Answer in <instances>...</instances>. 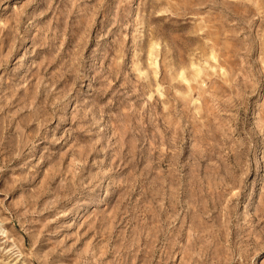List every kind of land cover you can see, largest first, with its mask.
Masks as SVG:
<instances>
[{
  "label": "rangeland",
  "instance_id": "1",
  "mask_svg": "<svg viewBox=\"0 0 264 264\" xmlns=\"http://www.w3.org/2000/svg\"><path fill=\"white\" fill-rule=\"evenodd\" d=\"M0 264H264V0H0Z\"/></svg>",
  "mask_w": 264,
  "mask_h": 264
}]
</instances>
